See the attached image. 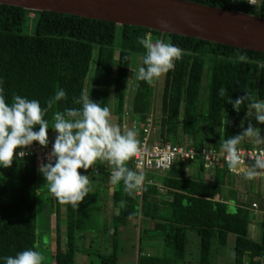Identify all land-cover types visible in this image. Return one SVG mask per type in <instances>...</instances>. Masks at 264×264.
I'll use <instances>...</instances> for the list:
<instances>
[{"label": "trees", "instance_id": "1", "mask_svg": "<svg viewBox=\"0 0 264 264\" xmlns=\"http://www.w3.org/2000/svg\"><path fill=\"white\" fill-rule=\"evenodd\" d=\"M189 1L264 17V0L252 5L247 0ZM146 34L153 41L164 40L182 49V59L165 74L161 93H157L155 80L152 84L137 82L129 95L131 84L127 80L133 77V63L141 59L142 65L145 54L138 37ZM208 75L209 92L204 102L202 89ZM0 81L8 103L14 95H21L40 101L42 108L63 89L66 97L45 115L50 125L56 111L78 109L81 105L76 101L88 95L109 107L112 123L122 132L126 117L131 125L135 122L131 129L136 130L139 142L152 117L153 137L162 143H185L187 136V142L198 149L205 145L219 149L224 140L240 134L249 123L245 119L247 102L236 112L228 103L229 97L235 100L252 93L254 99L264 101V52L140 25L0 4ZM222 88L226 89L223 97ZM251 123L257 125L254 119ZM55 135L49 128V144ZM42 162L30 156L14 159L6 175L0 173V257L38 250L47 232L43 229L48 228L53 236L54 264H76L78 253L92 254L94 234L104 225L105 194L111 189L109 197L115 209L109 225L111 248L96 253L99 264H119L121 237L135 220L142 228L140 241L143 232L153 231L152 237L165 246L161 254L140 248L137 264H212L214 245H227L231 237L233 264H264V236L254 240L249 235L250 209L232 208L224 198L226 171H230L225 167L208 168L200 158L188 165H174L164 175L147 174L144 185L129 196L122 181L110 183L113 167L98 162V172L78 170L89 175L91 192L74 208L43 190L48 185L38 171ZM125 166L139 174L131 159ZM187 167L217 171L213 179L206 180L199 174H188ZM96 186L100 189L93 192ZM53 217L54 233L50 226ZM190 230L200 240L196 261H187Z\"/></svg>", "mask_w": 264, "mask_h": 264}, {"label": "clouds", "instance_id": "2", "mask_svg": "<svg viewBox=\"0 0 264 264\" xmlns=\"http://www.w3.org/2000/svg\"><path fill=\"white\" fill-rule=\"evenodd\" d=\"M239 2V0H234ZM252 5L254 0H247ZM138 43L145 49L142 65L133 70V78L127 84L145 82L152 84L162 75L175 69L176 61L182 59V49L171 42L156 39L153 41L149 34L138 37ZM245 59L243 55L239 57ZM2 85V81H0ZM226 89H220L223 97ZM66 97L63 89L58 90L49 99L47 107L42 108L40 101L28 99L21 95H14L12 103L6 101L4 89L0 86V168H9L14 159H21L28 155L25 151L16 152L37 142L41 147L49 144L48 130L55 133L52 150L47 154V163H41L38 171L43 176L48 190L61 204H71L74 208L84 201L91 192L88 169L94 172L97 163L107 162L113 166L110 183L124 185V191L132 196L145 181L143 173H137L125 166V162L132 159L139 151L137 132L134 129L121 130L111 121L110 109L93 101L90 96L82 95L76 103L80 108H69L56 111L50 125L45 119L47 111L55 102ZM247 102L248 110L245 116L249 123L237 135L223 141L221 150L226 154L225 161L229 170H236L241 163L238 145L246 139L257 144H264V130L256 127L251 120L264 124V101L253 98L252 93L232 100L236 112H240V105ZM38 126V129H37ZM243 128V122H241ZM254 168L264 169V159L257 158ZM254 171L247 173L251 179ZM0 264H44V256L38 250L25 249L14 256L0 257Z\"/></svg>", "mask_w": 264, "mask_h": 264}, {"label": "water", "instance_id": "3", "mask_svg": "<svg viewBox=\"0 0 264 264\" xmlns=\"http://www.w3.org/2000/svg\"><path fill=\"white\" fill-rule=\"evenodd\" d=\"M0 4L140 25L264 52V17L189 0H0Z\"/></svg>", "mask_w": 264, "mask_h": 264}, {"label": "rangeland", "instance_id": "4", "mask_svg": "<svg viewBox=\"0 0 264 264\" xmlns=\"http://www.w3.org/2000/svg\"><path fill=\"white\" fill-rule=\"evenodd\" d=\"M141 65V59L134 61L132 69H136ZM133 72V70H132ZM134 75V74H133ZM165 74L162 75L157 82L155 83L157 93H161V89L163 86ZM133 78V77H132ZM209 84H210V78L209 75L205 77L203 89H202V99L204 102L207 101V96L209 92ZM133 85L131 84L128 93L133 92ZM158 100L156 104V109L158 108ZM112 117V116H111ZM124 123H128L129 126V119L128 117L125 118ZM128 129H126L127 131ZM185 137V136H184ZM183 142V141H182ZM43 163V162H42ZM176 165H181L179 162H176ZM184 166V165H183ZM186 166H184L185 168ZM10 168V167H9ZM9 168H0V173L6 175V171L9 170ZM81 174H84L82 171H80ZM42 176V175H41ZM43 177V176H42ZM111 187V186H110ZM109 187V188H110ZM97 186L92 190L93 192H96ZM46 193H50L48 190V187L46 189H43ZM111 189L107 190L106 198H105V209H104V219H102V222L104 225L101 226L100 231H97L94 235L97 236L94 242L91 244V253L92 254H82L78 253L77 255V263L76 264H99V258L97 257L98 251L106 252L107 246L111 248L110 244V238H111V230H109V225L112 222L113 215L115 214V209L112 206L111 198L109 195H111ZM104 194V193H103ZM102 194V195H103ZM164 202L167 201V195L165 194L164 190L162 191ZM101 198V197H100ZM103 201L98 204V210L103 207ZM168 206V205H165ZM43 214V212H42ZM43 218V217H42ZM139 221L135 220L133 221L129 227L125 228L124 233L121 237V243H120V259L119 264H137V258L139 255L140 248L142 252H152L154 254H161L162 250H165V246L162 244V242H159L157 238H153L152 235L155 234V232L151 231L149 233L143 232L142 237L143 240L140 241L141 237V227L138 226ZM45 226V224H44ZM51 228L54 233L56 221L53 217L51 220ZM106 229V230H105ZM43 230H46L47 232L43 235L42 241L38 243V251L42 253L44 256V264H54L53 260V242H52V234L48 231V228H44ZM144 230V229H143ZM55 235V234H53ZM108 237V238H107ZM109 239V240H107ZM199 236L195 231L190 230L188 232V247H187V261L192 259L194 261L197 260L199 253H200V244H199ZM82 243V242H81ZM234 237H231L229 239V242L227 245L219 246L214 245L213 247V260L212 264H232L234 261ZM81 255V256H80Z\"/></svg>", "mask_w": 264, "mask_h": 264}, {"label": "built area", "instance_id": "5", "mask_svg": "<svg viewBox=\"0 0 264 264\" xmlns=\"http://www.w3.org/2000/svg\"><path fill=\"white\" fill-rule=\"evenodd\" d=\"M259 2L260 0H254V3L252 4H258ZM135 127V122H133L132 125L130 123L129 126L128 123L127 125L126 123L124 125L125 131L128 128ZM154 129L153 118L149 117L147 124L143 129L144 135L139 143V151L131 159L134 168L139 173H143L145 175V181L147 174L164 175L169 172L174 165H176V162L188 165L190 162H196L198 158H200L208 168H215L216 166L228 168L225 161L226 154L221 150V148L217 149L215 147L205 145L198 149L193 145V143L187 141L185 143L178 144L162 143L153 137ZM52 143L48 144L46 148L37 144L24 149H17L16 152L25 151L26 153H29L26 156L38 157L41 161L47 163L46 157L52 150ZM238 149L241 163L236 170H231L233 172L239 171L241 167L248 164L255 165L257 158L264 159V147L262 146L246 148L242 145H238ZM108 166L113 167L109 164ZM95 169V171L98 172L97 166H95ZM257 206V203L253 204L254 208H257Z\"/></svg>", "mask_w": 264, "mask_h": 264}, {"label": "crops", "instance_id": "6", "mask_svg": "<svg viewBox=\"0 0 264 264\" xmlns=\"http://www.w3.org/2000/svg\"><path fill=\"white\" fill-rule=\"evenodd\" d=\"M256 127L264 130V124L257 123ZM184 140L189 141V138L186 136ZM240 145L246 148L264 147V144H257L250 139L242 141ZM224 169L229 170L228 168ZM186 171L188 174H199L202 178L210 180L215 177L217 170L205 169L199 172L197 167H187ZM249 171L255 172L251 179L247 178ZM225 183L224 198L226 202L232 208L241 206L250 209L249 235L254 240H261L264 236V169L254 168V164H248L236 172L226 171ZM254 203H257V208L253 207Z\"/></svg>", "mask_w": 264, "mask_h": 264}]
</instances>
